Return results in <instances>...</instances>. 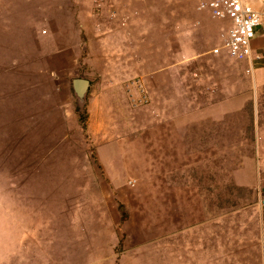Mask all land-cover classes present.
Segmentation results:
<instances>
[{"label": "rangeland", "instance_id": "1", "mask_svg": "<svg viewBox=\"0 0 264 264\" xmlns=\"http://www.w3.org/2000/svg\"><path fill=\"white\" fill-rule=\"evenodd\" d=\"M2 1L0 264H30L68 239L73 264H264L245 92L234 88L236 116L182 131L197 125L186 81L212 91L218 73L223 112L229 67L240 70L212 54L226 31L198 10L204 0L94 2L87 21L50 0ZM76 79L90 80L82 99Z\"/></svg>", "mask_w": 264, "mask_h": 264}, {"label": "crops", "instance_id": "2", "mask_svg": "<svg viewBox=\"0 0 264 264\" xmlns=\"http://www.w3.org/2000/svg\"><path fill=\"white\" fill-rule=\"evenodd\" d=\"M52 3H54V6L59 5L60 7L64 6H71L75 7L73 10V16L74 18H77L80 21H87L88 18L93 15L92 9H88L87 6H92L94 2H96V5L98 6H111L118 3V0H98V1H91V0H50ZM250 5L253 7L254 10L264 13V0H248ZM4 5H11L8 0L2 1ZM113 10L111 9H104L101 13L104 16V20H107L109 18H114L116 14L112 15ZM117 20V19H116ZM221 25L224 28V31L227 32L229 28V22L220 20ZM103 29V28H102ZM88 32H92L90 28L86 29ZM107 31H111V28H107ZM225 32V34H226ZM92 35V34H91ZM102 41V39H101ZM253 51L256 54L263 55L264 56V32L261 30L256 31V37L252 43ZM227 58V57H226ZM229 59V58H228ZM219 61V60H218ZM233 61V60H232ZM233 64L235 66H238L240 70H236L233 67H229L228 75L230 77L229 81L227 82L228 85V102L231 103V109L223 110V112L220 110V100L219 96L217 95L218 92H220V76L217 73L216 76L212 77L213 81V87L212 91H208L206 89H201L199 86L201 84V81H186L185 85L190 86L194 83L197 85L196 89V111L192 113V117L196 118L197 125L191 126V131H189V126L183 127L182 131L184 133H194V134H203L205 131L203 129L204 125H202V121L205 118H211L213 122L217 121L220 122L222 118H229L231 119L238 114V111L241 110V108L238 109V106L234 103L236 100L234 92V88L239 89V92L244 91V101L248 104L249 107L248 110H245L244 113L246 115V118L251 120V132L253 134V149H254V155L252 157V165L255 166V171L253 172V176L251 178V181L256 183L257 191L259 197H264V59L255 65L252 73H246V64L245 63H237L233 61ZM117 71V69H116ZM117 73H119L117 71ZM239 77V78H237ZM239 79V80H238ZM90 80H88L89 82ZM184 82V81H182ZM194 84V85H195ZM90 86V82H89ZM189 87H187V94L190 93ZM219 90L217 91V89ZM88 90V89H87ZM249 91V93H248ZM211 92L214 95L213 104H212V110L205 109L203 106V96L206 93ZM216 96V100H215ZM234 96V97H233ZM187 102V108H189V100H186ZM243 108V106H242ZM245 108V107H244ZM186 117H189V112L187 113ZM185 118V116H183ZM193 121H191L192 123ZM216 127V129H215ZM212 133L213 135H217L218 139H220V128L216 126L213 123L212 126ZM73 211V210H72ZM28 213H33L32 211H29ZM75 213V211H73ZM34 217H30V222H33ZM264 223V222H263ZM48 226V230L44 231L45 236H52L53 235V229L50 227L52 225V221H49L46 223ZM68 225L72 227L73 231H76L75 222L71 223L69 222ZM47 228V227H46ZM71 229V228H70ZM27 238L30 236L37 237L39 232L37 230H28ZM23 235V236H24ZM73 243H71V239H68L67 243L64 242L62 245L65 247L63 249L57 242L48 241L44 245V249L42 253L39 255L38 261L33 258V256L30 257L28 260V263L35 264L39 262L40 264H73L72 257L73 255L70 254V247L73 246L74 249H76V242L75 240H72ZM72 244V245H71ZM118 244V243H117ZM22 245L23 242H22ZM88 254L85 251V258L88 259ZM22 255V262L25 260L23 259Z\"/></svg>", "mask_w": 264, "mask_h": 264}, {"label": "built area", "instance_id": "3", "mask_svg": "<svg viewBox=\"0 0 264 264\" xmlns=\"http://www.w3.org/2000/svg\"><path fill=\"white\" fill-rule=\"evenodd\" d=\"M198 10L208 12L213 19L229 22L221 45L212 54L245 63L246 73H252L255 65L264 59L252 48L256 31L264 32V13L254 10L248 0H204L200 2ZM144 99L145 96H142L141 101L145 102Z\"/></svg>", "mask_w": 264, "mask_h": 264}, {"label": "water", "instance_id": "4", "mask_svg": "<svg viewBox=\"0 0 264 264\" xmlns=\"http://www.w3.org/2000/svg\"><path fill=\"white\" fill-rule=\"evenodd\" d=\"M89 87V82L82 79H76L73 81V90L79 99H82Z\"/></svg>", "mask_w": 264, "mask_h": 264}, {"label": "trees", "instance_id": "5", "mask_svg": "<svg viewBox=\"0 0 264 264\" xmlns=\"http://www.w3.org/2000/svg\"><path fill=\"white\" fill-rule=\"evenodd\" d=\"M80 122H81V125H82V130L85 132V129H86V127H85V118H83V117H80Z\"/></svg>", "mask_w": 264, "mask_h": 264}]
</instances>
